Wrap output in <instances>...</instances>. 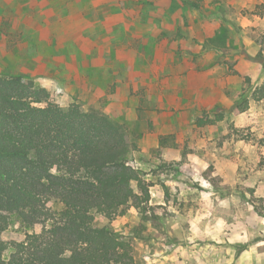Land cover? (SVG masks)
Wrapping results in <instances>:
<instances>
[{
  "label": "rangeland",
  "instance_id": "1",
  "mask_svg": "<svg viewBox=\"0 0 264 264\" xmlns=\"http://www.w3.org/2000/svg\"><path fill=\"white\" fill-rule=\"evenodd\" d=\"M0 10V75L130 127L129 164L150 201L113 219L94 213L95 227L130 242L134 264H264V102L194 121L264 83L246 59L259 50L264 0H0ZM44 227L14 218L3 238Z\"/></svg>",
  "mask_w": 264,
  "mask_h": 264
},
{
  "label": "trees",
  "instance_id": "2",
  "mask_svg": "<svg viewBox=\"0 0 264 264\" xmlns=\"http://www.w3.org/2000/svg\"><path fill=\"white\" fill-rule=\"evenodd\" d=\"M256 44L246 59L264 70V33ZM251 101L264 102V83L228 111L194 121L202 127L241 115ZM133 149L127 122L98 108L63 109L30 77L0 75V264H134L131 243L95 227L93 216H125L150 201L147 182L129 164ZM14 218L45 227L22 242L6 240Z\"/></svg>",
  "mask_w": 264,
  "mask_h": 264
},
{
  "label": "crops",
  "instance_id": "3",
  "mask_svg": "<svg viewBox=\"0 0 264 264\" xmlns=\"http://www.w3.org/2000/svg\"><path fill=\"white\" fill-rule=\"evenodd\" d=\"M3 13H4V10H0V15H3ZM263 23H264V21H263Z\"/></svg>",
  "mask_w": 264,
  "mask_h": 264
}]
</instances>
